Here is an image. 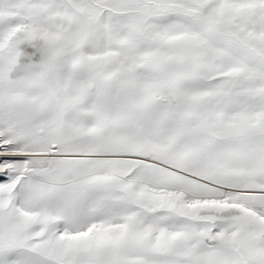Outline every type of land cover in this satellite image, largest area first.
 Listing matches in <instances>:
<instances>
[{"label":"snow or ice","instance_id":"snow-or-ice-1","mask_svg":"<svg viewBox=\"0 0 264 264\" xmlns=\"http://www.w3.org/2000/svg\"><path fill=\"white\" fill-rule=\"evenodd\" d=\"M0 264H264V0H0Z\"/></svg>","mask_w":264,"mask_h":264}]
</instances>
